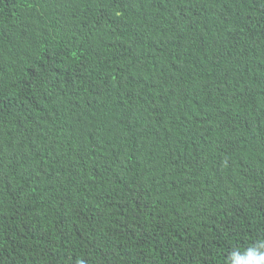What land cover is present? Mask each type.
I'll list each match as a JSON object with an SVG mask.
<instances>
[{
  "label": "trees",
  "instance_id": "trees-1",
  "mask_svg": "<svg viewBox=\"0 0 264 264\" xmlns=\"http://www.w3.org/2000/svg\"><path fill=\"white\" fill-rule=\"evenodd\" d=\"M261 244L264 0H0V264Z\"/></svg>",
  "mask_w": 264,
  "mask_h": 264
},
{
  "label": "clouds",
  "instance_id": "clouds-1",
  "mask_svg": "<svg viewBox=\"0 0 264 264\" xmlns=\"http://www.w3.org/2000/svg\"><path fill=\"white\" fill-rule=\"evenodd\" d=\"M258 248H264V244L234 254L237 264H264V251H258Z\"/></svg>",
  "mask_w": 264,
  "mask_h": 264
}]
</instances>
